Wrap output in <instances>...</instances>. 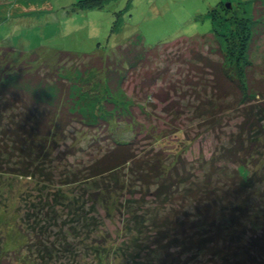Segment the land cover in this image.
<instances>
[{"label":"rangeland","instance_id":"rangeland-1","mask_svg":"<svg viewBox=\"0 0 264 264\" xmlns=\"http://www.w3.org/2000/svg\"><path fill=\"white\" fill-rule=\"evenodd\" d=\"M80 1L0 0V45L17 52L41 48L49 52L102 56L111 55L117 47L123 48L126 44H137V48H141V43L147 47L158 45L143 66L127 71L124 79L109 80L110 85L106 84L98 62L94 64L96 69L89 70L83 61H62L69 71L80 70L72 78L73 88L85 94H81L76 107L93 126L74 122L67 128L64 142L46 164L51 168L54 188L41 186V178L13 175L1 178L4 191L0 202L9 208L7 211L0 207V247L5 251V264H41L36 238L41 232L45 241L52 231L60 239L66 237L74 251L70 258L68 253L63 254L52 264H98L94 249L101 246L112 248L108 264H131L118 250L127 240L126 201L132 199L138 207L145 203L152 207L158 205L153 198L143 200L147 188L130 194L132 185L136 186L130 170L105 180L96 178L97 184L93 180L83 187L81 184L63 186L65 177L70 173V177L76 174L84 179L88 167L102 160L118 142H132L122 148L132 151L135 158H148L149 163L158 161L159 169L161 163L169 168L181 157L188 171L195 168L196 175L201 176L203 163L227 145L228 136L242 120L240 110L225 113V109L220 118L211 119L197 109L199 100L214 98L208 85V80H212L209 70L197 56L219 60V48L226 50L229 42L238 40L239 26L253 24V0H109L102 9L77 10ZM254 24L260 23L254 21ZM255 34L258 37L254 36L248 44V58L255 67L252 83L260 81L262 85L264 34L258 28ZM192 65L204 68V73L194 71ZM153 79L156 83L149 87L146 97L145 85ZM157 95L168 97L161 102ZM122 97L126 101L124 106L116 104ZM230 104L235 107L234 102ZM254 105L258 106L257 101L251 102ZM119 111V116L128 111L130 115L117 118L115 113ZM214 119L219 120L218 125L210 122ZM139 125L143 131L135 135ZM240 172L249 175L243 168ZM57 187L61 188L64 198L55 208L59 211L57 225L50 227L54 220L46 210L53 205L51 194ZM84 188L99 193V200L91 201L90 195L83 193ZM75 199L80 201L78 208L83 207L81 212L89 219L86 222L91 224L90 231L82 230V224L75 232L72 230L76 220L71 217L67 204L68 200ZM36 202L48 205L44 213L41 214L39 206L33 207ZM32 240L35 243L30 244ZM24 241L29 244L24 246ZM25 251L26 258L22 259Z\"/></svg>","mask_w":264,"mask_h":264},{"label":"trees","instance_id":"trees-1","mask_svg":"<svg viewBox=\"0 0 264 264\" xmlns=\"http://www.w3.org/2000/svg\"><path fill=\"white\" fill-rule=\"evenodd\" d=\"M108 1L81 0L75 9L98 10ZM252 16V25L239 26L238 40L229 42L226 50L222 46L219 48V60L197 56L209 70L212 80H208V85L214 95L211 100L198 101L197 109L203 112L202 116L218 119L225 109V113L235 109L240 110L242 118L235 132L228 136L227 145L203 163L201 176L196 175L195 168L188 171L181 157L169 168L161 163L159 169L158 161L149 163L148 158H135L132 151L122 148L129 147L132 142H118L102 160L88 167L83 181L76 174L70 177V173L63 181V186L81 184L83 187L93 180L97 184L96 178L105 180L130 170L131 178L136 179L130 194L141 193L147 188L145 195L142 193L143 200L150 197L158 205L152 207L145 203L138 207L132 199L126 201L127 240L118 250L131 264H264V83H252L255 67L248 58V44L254 36L258 37L255 28L264 34V0H253ZM254 21L260 24L255 25ZM157 45L147 47L141 43V48H137V44H126L107 56L49 52L41 48L17 52L0 45V195L4 191L1 178L5 175L41 178V186L54 188L51 168L46 164L64 142L67 128L74 122L93 126L76 107L81 94H85L83 90L77 93L73 88L72 78L75 79L80 70L69 71L62 61H83V66L89 70L96 69L94 64L99 63L98 68L103 72L106 84L110 85L109 80L124 79L127 71L143 66ZM192 68L204 73V68L197 65ZM260 78L264 81V74ZM155 79L145 85L146 97L149 87L156 83ZM166 97L156 96L161 102H165ZM230 98L232 101H228ZM252 101H257L258 106L252 107ZM116 104L124 106L126 101L122 97ZM115 114L121 118L130 112L122 113V116H119L120 111ZM210 122L219 124L216 119ZM139 126L135 135L143 131ZM240 168L249 171V175H243ZM60 189L52 192L54 201L51 200L53 205L48 210V205L45 207L42 202L33 205L40 207L41 214L45 210L50 214L48 216L54 220L50 227L57 225L59 211L55 208L64 198ZM90 190L84 188L83 193L87 192L91 201H98L99 193ZM68 201L71 217L76 220L72 230L75 232L82 224V230L90 231L91 224L86 222L89 219L81 212L83 207L78 208L80 201ZM0 207L9 209L5 203ZM91 209L95 210V206ZM51 233V240H42L41 232L36 238L41 264H52L63 254L68 253L69 258L74 254L66 237L60 239L53 231ZM32 241L30 244L35 243ZM24 242V246L29 244ZM94 250L98 264H108L112 248L101 246ZM4 252L0 247V264H5ZM24 255L22 259L26 258V251Z\"/></svg>","mask_w":264,"mask_h":264},{"label":"water","instance_id":"water-1","mask_svg":"<svg viewBox=\"0 0 264 264\" xmlns=\"http://www.w3.org/2000/svg\"><path fill=\"white\" fill-rule=\"evenodd\" d=\"M228 7H230V4H227Z\"/></svg>","mask_w":264,"mask_h":264}]
</instances>
